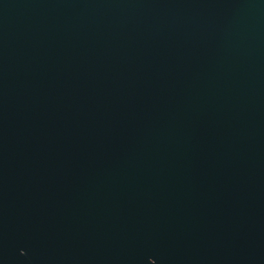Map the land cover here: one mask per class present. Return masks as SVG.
Returning a JSON list of instances; mask_svg holds the SVG:
<instances>
[{
	"label": "water",
	"instance_id": "1",
	"mask_svg": "<svg viewBox=\"0 0 264 264\" xmlns=\"http://www.w3.org/2000/svg\"><path fill=\"white\" fill-rule=\"evenodd\" d=\"M0 264H264V0H0Z\"/></svg>",
	"mask_w": 264,
	"mask_h": 264
}]
</instances>
